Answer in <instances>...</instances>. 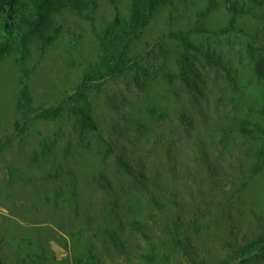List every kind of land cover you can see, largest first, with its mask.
Segmentation results:
<instances>
[{
	"label": "rangeland",
	"instance_id": "374dc122",
	"mask_svg": "<svg viewBox=\"0 0 264 264\" xmlns=\"http://www.w3.org/2000/svg\"><path fill=\"white\" fill-rule=\"evenodd\" d=\"M230 1L167 0L132 49L138 63L149 71L148 78L142 72L133 71L108 78L89 92V104L100 130L91 134L84 144H77L76 122L65 114L54 120L36 121L25 136H17L12 144L0 150V264H20L17 242L29 236L45 244L49 252L63 261L68 259L72 263L74 255L85 259L92 244L100 257L108 259L103 236L107 228L117 233L126 247L111 250L116 260L106 264H143L142 254L149 253L153 245L157 251L153 264L184 262L180 251L169 247L173 221L181 213L184 226L190 227L191 210L201 222L213 220L210 177L205 167L207 157L213 159L221 146L218 147L212 134L235 111H244L249 106L260 108L261 86L254 76L246 46V40L251 37L237 39L233 33L231 60L243 73L242 83L252 82L244 91L235 93L239 106L229 100V83L225 70L220 67L202 69L206 75L205 84L200 85L203 94L186 91L179 79L171 82L167 76L168 71H175L180 49L166 35L182 27L218 30L226 26L231 14ZM238 1L246 9L238 16V27L264 43L263 0ZM117 5L128 16L130 0H117ZM114 13L110 0H100L94 12L87 10L82 16L65 10L57 18L61 31L56 40L45 47L39 42L33 43L25 67L31 72L29 89L34 107L58 104L74 93L84 74L98 60L100 45L95 29L103 31ZM19 54L16 51L0 61V138L13 133L14 124L20 118L17 100L21 70L16 61ZM153 107L167 111L169 118L151 123L147 108ZM146 123L151 131L146 132ZM43 140L55 142L58 160L66 163L70 156L65 157L62 149L76 147L77 153H81L72 167L84 207L79 219L73 217L74 206L55 205L53 200L46 199V194L53 199L56 187L67 182L63 178L45 177L46 171L52 169L50 161L36 160ZM105 142H112L116 152L102 162ZM117 153H124L131 160L134 175L118 172ZM231 153L241 156L235 149ZM101 172L108 175L114 189L100 177ZM109 189L117 193L109 194ZM119 196L122 198L118 199ZM121 199H129V206H133L131 211L128 209L129 214L133 210L136 213L138 206L142 208L138 215L146 219L150 241L141 233L133 235L131 224L126 221L120 233L112 213L128 208L127 205L118 207ZM231 212L234 221L228 230L229 222L221 220L217 226L188 235L191 237L188 252L192 257L217 261L230 250L227 241L233 246L235 241L243 242L264 228V170L251 180ZM126 255L133 257L131 263H127Z\"/></svg>",
	"mask_w": 264,
	"mask_h": 264
},
{
	"label": "trees",
	"instance_id": "16d2710c",
	"mask_svg": "<svg viewBox=\"0 0 264 264\" xmlns=\"http://www.w3.org/2000/svg\"><path fill=\"white\" fill-rule=\"evenodd\" d=\"M110 1L115 7L113 20L103 31L100 32L95 29L100 45V52L95 65L84 74L74 93H69L63 101L50 106L34 107L29 89L31 72L25 67L31 46L33 43L39 42L45 47L56 40L61 31L57 18L65 10H71L82 16L87 10L94 12L99 7L100 0H0V61L19 51L20 54L16 61L21 70L20 93L17 100V111L20 118L14 124V132L0 138V150L12 144L17 136H25L36 121L54 120L63 117L65 114L76 122L77 144H84L91 134H96L100 130L89 104V92L98 83H102L108 78L123 76L133 71L142 72L148 78L149 71L138 63L137 58L132 54V49L135 41L145 33L157 10L167 0H130L128 16L122 14L117 5V0ZM230 2L231 14L226 26L218 30L182 27L166 35L168 39L177 42L180 49L179 56L176 58L175 71H168L167 76L171 82L174 79H179L186 91H197L203 94L200 85L205 84L206 75L204 71L210 67H220L225 70V78L229 83V100L233 105L239 106L235 93L244 91L245 87L252 82L242 83L243 73L239 71L238 64L231 60L230 55L233 53L231 35L233 33L236 34L237 39L246 35L251 37V39L246 40V46L253 64L254 76L261 86L262 102L260 108L249 106L244 111H235L233 117L230 115V120H225V125L219 126L218 131L212 134L218 141V147L221 146V148L216 149L217 153L213 159L207 157L205 167L210 177V194L214 204L213 220L201 222L191 210L189 212V219L192 222L190 227L184 226L185 222L181 213L173 221L175 226L170 232L169 247L180 251L184 258L182 264H264V228L247 237L243 242L237 243L235 241L233 246L231 245L232 242L227 241L226 244L230 250L217 261L204 257H192L188 252V242L191 238L189 236L192 233H200L205 228L217 226L221 220H226L229 224L234 221V214L231 209L235 207L236 201L249 187L251 180L264 170V43H261L258 37L250 36L245 29L238 27V16L246 12V9L240 7L238 0ZM257 39H259L258 43H256ZM160 42L161 40H159ZM239 62L242 61L239 60ZM135 79L139 81L136 76ZM147 112L151 123L166 120L170 116L167 111L159 110L156 107L147 108ZM139 120L143 123L141 119ZM145 126L146 132L152 130L147 123ZM105 144L102 162H105L111 153L116 152L112 142H105ZM53 146H56L55 142L43 140L41 151L37 153L36 160L50 161L54 173H51L52 169H49L46 171L45 177L47 179L63 178L67 185L56 187L53 199L48 194H46V199L48 201L53 200L55 205L69 203L74 206L75 216L73 215V217L79 219L84 207L79 200V185L73 164L80 158L81 153H77L78 148L76 150V147L68 146L66 149H62L65 157L70 156L68 157L70 163H66L62 159L58 160V151H54ZM232 149L238 150L241 156H232V153L230 154ZM115 156V164L119 168L118 172L122 175H134L131 160L124 153H117ZM100 177L110 188L114 189L107 174L101 172ZM226 185H230L231 188L228 189ZM112 192L114 190L109 189V194ZM154 202L159 204L156 200ZM123 205H127L125 207L128 208L116 210L115 215L112 213L113 218L118 221L120 233L122 234L126 221L131 224L133 235L141 233L150 241L151 236L146 232L148 228L146 219L138 215L142 208L138 206L136 213L133 210V213L129 214L133 209V206H129V199H121V204L118 207ZM238 213L241 215L239 210ZM158 214L152 213L151 215L158 216ZM90 218L88 216L87 220L90 221ZM168 226L172 228L171 224ZM231 226L233 225L230 224L227 230ZM103 232L108 259L100 257L95 252V245L92 244L87 249L85 259L80 255H74L72 263L68 259L63 261L49 252L45 244L36 242L31 236L23 237L17 242V249H19L17 257L20 264H106L107 261L113 263L116 259L110 254L111 250L118 251L125 248L126 245L119 240L117 233L109 228ZM230 233L233 234L232 230ZM226 244L224 247L227 246ZM156 258L155 245L152 246L149 253L142 254L143 264H153ZM125 259L127 263L133 261V257L130 255H126Z\"/></svg>",
	"mask_w": 264,
	"mask_h": 264
}]
</instances>
